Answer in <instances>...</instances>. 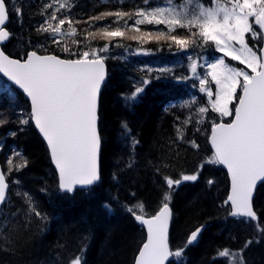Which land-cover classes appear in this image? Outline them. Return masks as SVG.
Here are the masks:
<instances>
[{"label": "trees", "instance_id": "trees-1", "mask_svg": "<svg viewBox=\"0 0 264 264\" xmlns=\"http://www.w3.org/2000/svg\"><path fill=\"white\" fill-rule=\"evenodd\" d=\"M50 1L7 0V26L12 33L4 45L7 53L20 57L35 49L69 57L62 50L65 46L73 52L101 48L107 41L92 39L88 33L106 24L116 27L113 18L91 26L85 21L104 12H131L143 6V0H67L70 8L45 9V4L52 5ZM157 2L152 0L151 6ZM13 5L22 8V17H17ZM54 11H59L58 19L69 16L77 29L74 35L57 37L59 43L36 31ZM141 29L167 31L163 25L158 28L146 25ZM63 31L70 33L71 28L65 24ZM122 31L125 37L112 41L106 56L109 74L100 93V179L87 189H77L72 194L59 190L45 143L32 122L19 124V119L27 118L30 113L25 100L11 93L13 90L19 94L12 86L0 83V92L4 93L0 94V119L8 121L0 126L3 146L0 162L10 182L8 201L0 207V264H68L76 256L82 257V264H133L143 230L127 208L143 204L144 214L154 213L168 191L163 177L178 179L181 173L193 174L197 170L196 181L184 182L172 193L170 239L175 250L184 246L191 230L199 225L205 227L198 242L188 246L179 260L172 258L168 264H229L230 258L236 264L238 257H219L218 252L225 248L238 252L248 240L253 242L243 251L245 264H264V237L258 231V226L264 228V182L259 184L254 196L257 222L245 223L244 218L228 215L229 207L224 203L228 194L227 175L219 165L207 163L213 157L207 136L219 116L211 111L205 93L199 92L198 81L174 79L179 75L178 69L167 74L166 80L156 71H142L145 66L155 69L156 63H164L163 59L155 61L157 54L168 58L177 53L174 44L169 48L171 41L146 37L136 41L130 37L140 33L129 28ZM177 34L184 36L185 32L177 30ZM74 40L78 43H73ZM114 42L124 47H117ZM138 48L150 49L151 55H134ZM144 78L150 80L143 86L144 92L127 102L126 97L141 86ZM193 97L197 101L195 105L182 106L185 102L191 104ZM200 106L209 110L203 122L197 124L196 109ZM185 119L191 122L185 125ZM123 124H127V137ZM178 128L183 130V139L177 136ZM13 132L16 135H10ZM133 138L138 141L135 145L131 144ZM193 140L198 148L188 143ZM14 152L20 156L14 157ZM9 158H13L12 164L8 163ZM129 164L132 166L128 167ZM19 165L24 166L9 173L10 168ZM209 180L213 181L211 185ZM24 193L41 216L28 211Z\"/></svg>", "mask_w": 264, "mask_h": 264}, {"label": "snow or ice", "instance_id": "snow-or-ice-1", "mask_svg": "<svg viewBox=\"0 0 264 264\" xmlns=\"http://www.w3.org/2000/svg\"><path fill=\"white\" fill-rule=\"evenodd\" d=\"M54 2L59 4V9L71 7L67 0ZM151 3L152 0H143V6H138L131 12L117 10L89 17L85 23L90 26L111 17L116 27L106 24L105 27L88 33L92 39L107 41L101 48L73 52L70 47H63L62 50L70 57L67 59L57 55H39L36 50L27 51L25 58L14 59L0 50V73L22 89L30 101V113L27 118L21 117L19 124L23 126L34 122L42 134L58 172V187L61 192L73 193L75 186L86 188L95 184L100 179L98 157L101 138L97 121L98 98L105 81L107 57L104 54L110 51L112 41L125 37L126 33L122 28L140 33V36L130 37L136 41L142 37L155 38L157 41L167 38L171 41L169 48L174 44L176 52L186 55L187 58L189 75L175 79L198 81L199 92L207 94L211 111L218 113L220 117H233L231 123L212 124L209 139L214 152L213 157L207 161L227 167L231 178V191L224 201L225 205L230 204L231 211L228 215L244 218L245 223L258 221L253 198L258 182H264V48L254 50L250 47L246 34L252 40H264V0H211L210 6H206L203 0H180L179 3L177 0H158L156 6H151ZM44 8L51 9L52 5L45 4ZM12 10L18 18L22 17L21 7L13 5ZM59 15V11H54L36 29L37 33L47 34L53 43H59L57 37L74 35L77 32L73 26L74 21L69 16L58 19ZM250 18H254L253 21L250 22ZM8 19L7 0H0V42L11 37V33L3 27ZM65 24L71 28L70 33L63 31ZM146 25L157 28L163 25L167 31L160 29L156 32H144L141 26ZM177 30H183L185 35L177 34ZM73 43L78 42L74 40ZM116 46L124 47L122 44ZM209 48H214L222 55L207 58L204 53ZM133 54L147 56L151 55V50L138 48ZM73 56L76 58H71ZM225 58L238 61L245 67H235ZM198 68L204 69L203 74ZM142 71L170 74L173 69H153L145 66ZM149 83L148 78L142 79L141 86H137L126 97L127 102L137 99L144 92L143 86ZM211 84L215 85V91ZM234 99H238V103L233 113L230 105ZM196 103L193 97L191 104L185 102L182 106L191 107ZM208 110L205 106L198 107L196 114L199 119L195 123H202ZM7 122L0 119V126ZM190 122V119H185L184 124ZM122 127L127 137V124ZM10 135L14 136L16 133ZM177 136L183 139L181 128L177 129ZM137 143L135 138L131 140L132 145ZM188 143L193 148H198L194 140ZM19 156L20 153L14 152V157ZM8 163L12 164L13 158H9ZM23 166L10 168L9 173L13 170L19 171ZM159 170L157 168L158 172ZM198 174L199 170L193 174L181 173L178 179L164 176L168 191L164 192L161 205L154 215L145 216L143 204L127 208L134 219L147 228V239L135 257V264H166L170 257L179 260L188 246L198 242L205 225L191 230L183 247L173 251L169 245L172 193L182 183L196 181ZM212 183V180L208 181L209 185ZM8 189L7 176L0 171V205L6 204ZM23 195L28 201V211L41 216L28 194ZM104 207L111 211L109 205L105 204ZM7 220L6 216L5 222ZM258 231L264 237V228L258 226ZM252 242L246 241L238 252H230L225 248L218 252V256L238 257L236 264H245L242 254ZM256 242L259 243V240ZM68 264H82V257L76 256ZM229 264H233V261L230 260Z\"/></svg>", "mask_w": 264, "mask_h": 264}, {"label": "rangeland", "instance_id": "rangeland-1", "mask_svg": "<svg viewBox=\"0 0 264 264\" xmlns=\"http://www.w3.org/2000/svg\"><path fill=\"white\" fill-rule=\"evenodd\" d=\"M50 2L52 3V8H53V9H54V8H59V4H58V3H55L54 0H51ZM61 2H63V0H61ZM179 2H180V0H179L177 3H179ZM206 6H207V5H206ZM209 6H210V5H209ZM253 19H254V18H250V22L253 21ZM246 38H247L248 41H249V46H250V47H253L254 50H255L256 48H259V46H258V41H257V40H252V38H251V36H250L249 34H246ZM115 44H118V42H114V43H113V45H115ZM126 48H128V47H126ZM129 51L131 52V50H129ZM109 52H110V51H109ZM109 52H108V53H109ZM108 53H105L104 55L107 56ZM204 54H205V56H206V55H209L210 58H209V56H208V57L206 56V57L209 58V59H211V58L214 57V56H220V55H222L221 53L214 52V51L205 52ZM161 59L165 60L164 63L157 64L156 67H155V69H158V68H164V67L174 69V68L177 67V66H179V67H183V66H185L183 60H182V59H179L178 56H171V57H168V58H167V57H163V56L157 54L156 57H155V61H157V60H161ZM171 59H173V61L170 62L169 60H171ZM225 59H226L227 62L231 63V64H232L233 66H235V67H240V68L245 67L244 65L239 64L238 61H231L230 58H225ZM201 70H203V72H204V69H203V68H202V69H201V68H198V71H199L200 73H201ZM248 71L250 72L251 70L248 69ZM203 72H202V74H203ZM0 83H3L4 86H8V83L6 84L5 82H2L1 80H0ZM211 87H212V86H211ZM212 89H213V87H212ZM213 91H215V87H214ZM11 93H13V94L16 95V92L13 91V90H11ZM206 97H207V100H209L207 94H206ZM213 98H214V97H213ZM25 102H26V101H25ZM24 104H26V105L28 106L27 102L24 103ZM219 116H220V115H219ZM230 260H231V258H230Z\"/></svg>", "mask_w": 264, "mask_h": 264}, {"label": "water", "instance_id": "water-1", "mask_svg": "<svg viewBox=\"0 0 264 264\" xmlns=\"http://www.w3.org/2000/svg\"><path fill=\"white\" fill-rule=\"evenodd\" d=\"M7 22V21H6ZM5 25H3V27H4ZM6 29V28H5ZM7 30V29H6ZM6 41H4V42H0V50H2V51H4L3 49H2V47H1V45L2 44H4ZM261 48H264V40H263V43H262V47ZM31 51H33V50H31ZM5 52V51H4ZM5 54L6 55H8L6 52H5ZM39 54V53H38ZM39 55H54V54H39ZM10 56V55H9ZM11 58H14V59H19V58H16V57H13V56H10ZM61 58V57H60ZM62 59H64V58H62ZM0 75H2L3 76V74L2 73H0ZM4 77V76H3ZM106 77H107V68H106V64H105V79H106ZM4 78H6V79H8L7 77H4ZM13 83V82H12ZM14 84V83H13ZM104 84V83H103ZM16 86V85H15ZM103 86V85H102ZM16 87H18V86H16ZM19 88V87H18ZM22 92H23V90L22 89H20ZM99 98H100V94H99ZM99 98H98V109H99ZM29 103H30V101H29ZM231 123V122H230ZM33 124H34V122H33ZM34 126H35V124H34ZM36 128V127H35ZM36 130L38 131V133L40 134V132H39V130L36 128ZM97 130H98V121H97ZM98 134H99V131H98ZM40 136H41V138L43 139V136H42V134H40ZM211 136V132H210V135H209V137ZM43 141L45 142V144L47 145V143H46V141L43 139ZM209 143H210V145H211V142H210V139H209ZM211 147H212V145H211ZM49 150V149H48ZM100 150H101V146H100ZM214 150V149H213ZM50 153V152H49ZM99 155H100V152H99ZM51 157V156H50ZM51 162H52V160H51ZM52 165L54 166V168H55V164L52 162ZM224 166V165H223ZM98 167H99V157H98ZM225 168H226V170H227V167L226 166H224ZM55 170H56V168H55ZM0 171H2V169H1V167H0ZM56 172H57V170H56ZM227 172H228V170H227ZM57 174H58V172H57ZM228 175H229V173H228ZM260 182H258V184H259ZM257 184V185H258ZM94 185V184H93ZM92 186V185H91ZM87 187H89V186H87ZM86 187V188H87ZM76 189H83L81 186H75L74 187V191L76 190ZM7 191V190H6ZM73 191V192H74ZM230 191H231V178H230V176H229V193H230ZM139 223V222H138ZM170 226H171V219H170V221H169V229H170ZM144 229H145V231H146V239H147V228H146V226H144ZM145 239V240H146ZM144 243V242H143ZM142 246V245H141ZM139 252V251H138ZM137 255H138V253H137ZM136 255V256H137ZM167 262V261H166ZM134 264H135V262H134Z\"/></svg>", "mask_w": 264, "mask_h": 264}, {"label": "bare ground", "instance_id": "bare-ground-1", "mask_svg": "<svg viewBox=\"0 0 264 264\" xmlns=\"http://www.w3.org/2000/svg\"><path fill=\"white\" fill-rule=\"evenodd\" d=\"M63 38V37H62Z\"/></svg>", "mask_w": 264, "mask_h": 264}]
</instances>
